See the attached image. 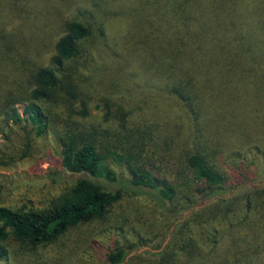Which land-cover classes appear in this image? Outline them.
<instances>
[{"label": "trees", "instance_id": "16d2710c", "mask_svg": "<svg viewBox=\"0 0 264 264\" xmlns=\"http://www.w3.org/2000/svg\"><path fill=\"white\" fill-rule=\"evenodd\" d=\"M83 1L86 13L62 19V6L41 13L51 0H0V135L8 139L3 122L25 141L20 152L0 150V167L28 158L33 141L51 135L62 173L79 176L46 209L0 206V261L48 264L43 247L105 219L126 194L151 201L169 225L126 240L107 264H264V185L241 202L208 204L239 180L218 155L249 169L255 162L243 154H264V0ZM123 8L126 31L117 36ZM43 18L61 30L47 62L31 58L21 32L33 22L45 29ZM99 43L105 56L118 54L126 81L97 99L92 77L106 70L94 53ZM159 152L175 155L194 182L171 184ZM109 159L118 172L100 167ZM249 171L241 175L255 178ZM163 243L149 258H128Z\"/></svg>", "mask_w": 264, "mask_h": 264}, {"label": "rangeland", "instance_id": "374dc122", "mask_svg": "<svg viewBox=\"0 0 264 264\" xmlns=\"http://www.w3.org/2000/svg\"><path fill=\"white\" fill-rule=\"evenodd\" d=\"M61 1L51 0L47 5V9L41 10V13L49 16L53 10L57 12L60 6H62V12H59V14H62L59 17L62 19L75 18L79 12L86 13L87 6L83 0H63L65 1L63 5L60 4ZM123 9V12H119L118 16L114 17L118 21L117 24L123 26L116 31L117 36L121 31H126V8ZM43 20L45 21L43 24H47L45 29L41 28V22H33L30 26L24 27L21 32L24 33L26 43L29 45L28 49L31 51V58L42 56V60L47 62L53 54V45L61 35L59 32L61 30L57 27V22L53 24L49 21V18H43ZM20 23L21 21L18 20V26ZM120 38L123 42L122 34ZM111 39L113 38H109V41ZM100 44L96 46L94 53L102 61L103 67L106 66V70L97 71L96 77H92V90L97 93V99L106 96L108 93H115V89L112 86L115 83L122 85L124 79L126 81V78L121 74L123 66L119 62L118 54H115V52L110 54L107 51V54L112 56H105L104 50L99 51L102 48ZM121 56L125 59L126 51H122ZM102 72L105 73L99 75ZM122 100L121 102L124 103V99ZM136 100H140V98L138 97ZM16 107L20 114H23L24 106L17 105ZM93 108L94 105H92V115L101 116L100 110ZM133 112L139 115L138 111ZM1 124L4 132L8 135V139L0 135V150L4 152H20L25 144L23 131L13 128L11 124L7 125L3 122ZM246 152L243 154V158L246 161L252 160L255 162L254 166L249 168L252 170L251 175L255 178L245 179L241 175L246 176L245 174L250 173V171L248 168L244 169L240 165V161H235L232 157L224 160L222 156L218 155L217 157L221 159L228 178L238 176L239 180H232L231 185L222 194L208 201L209 205L217 207L218 205H226V201L241 202L248 191L263 187L264 154L253 151ZM161 155L162 152H159L156 158H162L163 155ZM166 157L162 158L161 164H167L169 167L168 172L165 171L170 183L177 186L179 190H183L191 185L194 182L191 171L175 155L169 154V158ZM59 159V147L54 141L53 136L47 135L36 138L32 143L28 158L12 163L9 166L0 167V186H2V188L0 187V206H20L27 210L37 211L46 209L51 202L69 187L72 181L79 177L78 175L62 173ZM103 166H108L112 170H115V172H118V169L111 164V159L103 161L100 167L102 168ZM123 196V200L115 207L114 212L109 214L105 219L91 222L84 228L75 230L74 233L65 236L53 246L43 247L45 251L42 254L43 259L48 264H107V254L111 253L114 248L121 246V244L126 249V240L133 242L137 234L150 233V231L164 234L169 223L167 220L158 222L159 211L151 201L142 196H132L126 200V194ZM126 214L130 216L129 219H126ZM151 214L154 215L152 218H157V224H153L152 219L151 222L148 220ZM140 216L144 218L145 223H143L142 219L139 221L134 219ZM64 240L69 241V250H67L64 244H61ZM10 242L12 243V241ZM164 246L165 243L162 246L160 245L158 250H152L150 247L133 249L128 258H134L135 254L142 255L146 251L149 252L146 254V258H149L151 253L162 251ZM255 255H257L256 252ZM252 258L255 257L252 256ZM132 263L129 261V264ZM0 264L14 263L0 261ZM124 264H126V261ZM133 264H137V262Z\"/></svg>", "mask_w": 264, "mask_h": 264}]
</instances>
